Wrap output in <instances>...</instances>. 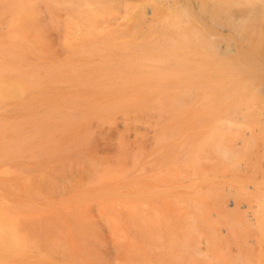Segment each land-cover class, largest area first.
<instances>
[{"label": "bare ground", "instance_id": "1", "mask_svg": "<svg viewBox=\"0 0 264 264\" xmlns=\"http://www.w3.org/2000/svg\"><path fill=\"white\" fill-rule=\"evenodd\" d=\"M124 2L125 0H0V180L16 175L18 178H23L24 186L27 185L29 175L27 176L22 170L12 168L9 166L11 163L8 165L4 163L16 161L27 164V152L32 153V155H34V152L35 154H42L41 145L34 142L32 136H47V131H60L65 126L62 123L60 126L52 123L46 125L45 120H56L57 122L82 117L110 119L117 114L138 117L148 111V108H144L143 105H181L193 101H198V104L205 105L212 111L219 108V105L224 106L223 109L225 110L220 117V123L210 126L204 132V137L210 139L206 144L212 146V148L199 150L198 152L206 153L204 158L210 161H213V156L219 158L217 165L219 170L223 168L234 170L242 166L241 160L248 159L254 172L257 173V178H263L264 160L262 163H258L256 154L251 147L257 143L264 147V0H144L145 4L152 6L146 8L145 11H143V4ZM119 4L124 5L125 13L123 15L125 18L119 19L123 20V25L133 30L128 31L129 39L125 42H116V37L112 31H108L109 33L106 34L107 45L100 48V50H103V54L105 55L106 51L111 50L110 48L112 50L116 48L117 51L115 52L123 56L122 61L107 64L112 66L113 70L96 68L94 65L84 71L86 75L81 79L76 65L68 62L66 66L73 74L65 78L56 67H44L27 60L28 55L41 58L45 51V39L40 26L41 9L55 13L57 10L64 8L72 12V15L64 22V28L67 31L64 41L71 46V42L73 43L75 40L86 42L94 37V23L106 18L108 15H112L115 6H119ZM148 33L150 35L157 34L158 38L145 37V34ZM72 51L74 55L83 56L94 54L99 49L90 46H76L72 48ZM58 82L65 83L70 88L74 87L79 94L86 93L91 96L100 93L109 94L114 97H124L126 100L111 102H79L72 100L62 103L53 99L55 95L52 96L47 93L46 89V85ZM136 97H146L151 98V100L140 101V98L130 100ZM176 113L178 115L185 114L182 110H178ZM27 124L32 125L30 129ZM231 125H235L236 128L232 129ZM239 130L241 133H239ZM149 132L147 133L149 134ZM152 140L146 141V144L150 141L153 143ZM239 147L246 148L239 149ZM72 151L71 153H74ZM142 151L144 154V150ZM130 154L128 153V155ZM154 154L156 153L154 152ZM139 156L141 159V154ZM262 157H264V151ZM129 158L126 159L127 163L132 159ZM136 158L134 163L139 164L140 167L139 169L137 167V170L144 172L143 169H148L147 163L145 164L146 161H143L146 158L141 159L144 163L141 161H138V163ZM147 158L149 157L147 156ZM96 160H92L94 164L97 163L98 160ZM87 162H89V159ZM103 168L101 169L103 170ZM132 169L134 170V167ZM155 169L151 170L156 172ZM98 170L97 168V172ZM95 171L96 169L93 170L91 175ZM137 172V174L135 172V176L140 174L139 171ZM149 172L151 173L150 170ZM107 175H109V172ZM104 176L106 175L104 174ZM195 177L193 176L192 180ZM135 179L132 178L133 181ZM130 181H128L129 185L131 182L134 183ZM184 181L185 177L182 182ZM238 184L239 186H225L221 192L217 191L215 193L214 222L209 223L204 220L202 217V202L199 201L195 202V206L200 217L190 215V226L192 228L182 230V236L174 232L172 238L176 240L177 237H182L184 241L181 244L187 248L191 260L209 257L211 260L204 264H261L256 261L257 254L251 251L244 252L240 248L251 247L249 244L254 241L251 238L252 234H250L253 231L252 229L263 230L261 227L264 228V196H259L262 191L258 184L247 185L243 182ZM107 185L110 186V183ZM131 186L133 187V185ZM165 186L167 185L165 184ZM173 186L175 187L174 184ZM132 187L131 189H134L138 186L135 184L134 188ZM103 188L100 187L98 191L95 190L100 193L105 190V186ZM109 188L113 193V187H106V190L110 192ZM122 188L117 190L119 191ZM151 189H153V186ZM165 189L167 188L165 187ZM86 190L82 189L81 193H85ZM95 190H92V192H96ZM155 190L156 188L153 190L154 193ZM1 191L3 192V189ZM103 191L104 195L108 193L105 194V191ZM147 191L150 193L149 189ZM10 192L14 193L13 191ZM77 192H75L76 195L74 193V195L68 193L67 195L78 197V199H82L86 194L95 197L89 191L84 196ZM141 192L143 193L142 189H140V192L138 190V194ZM116 193L118 194L117 191ZM78 194L82 197L77 196ZM110 194L107 196H111ZM130 194L137 196V193L134 194V192ZM11 195L13 196V194ZM14 195L19 197L16 194ZM131 196L128 199L132 198ZM149 196L148 198H152V196ZM57 197L60 198V196ZM63 197L68 199L64 194ZM23 198L25 199V197ZM59 198H56L58 199L56 203L61 202L62 197L60 200ZM9 199H5L8 201L0 199V264H27V259L32 256L33 252L30 251V244L27 245V235L21 232L19 225V217L27 211V206L20 205L17 207V205H13L14 201L10 202L13 199ZM120 199L122 198H119V201ZM123 199L125 201V198ZM247 199L254 200L256 203L246 202ZM188 200L194 201L193 198ZM34 201L36 200L34 199ZM65 201H70V199ZM49 202L52 203V200ZM179 203H182V201L179 200ZM108 221L110 224H114L115 218L112 216L107 217ZM197 225L206 226V234L200 231ZM113 232L117 234L115 231ZM237 232L239 235L235 234ZM192 233H199L201 239L199 241L204 243L203 247L198 245L199 242L190 244ZM225 234L239 236L234 240L242 246L235 247L238 249H236L233 260L223 262L215 260L218 254L209 249L213 246V244H210L212 242H222L227 246L228 241L225 240ZM173 239L172 241H175ZM175 247L176 245L172 244L170 249ZM202 248H205V251H201ZM36 254L41 256L39 251H36ZM174 258L177 261H174L176 263L173 264L184 263V259L179 253L175 252ZM262 264H264V261Z\"/></svg>", "mask_w": 264, "mask_h": 264}, {"label": "rangeland", "instance_id": "2", "mask_svg": "<svg viewBox=\"0 0 264 264\" xmlns=\"http://www.w3.org/2000/svg\"><path fill=\"white\" fill-rule=\"evenodd\" d=\"M124 3L143 4V11L148 7H152L150 4H145L144 0H125ZM40 12V26L45 39V51L41 58L28 55L27 60L29 62L44 67H56L59 73L65 78L73 74L66 66L68 62H72V64H75L78 68L80 78L83 79L86 75L84 71L94 65L96 68L113 70V67L108 65L115 61L123 60V56L115 52L117 51L116 48L113 50L110 48L111 50L106 51L105 55L102 52L103 50H100V48L107 45L105 38L106 34L109 33L108 31L113 32V35L116 37V42H125L129 39L128 31L133 29L127 28L123 25V20L119 19L125 18L123 16L125 15L123 4L115 6L112 15H108L106 18H102L100 21L94 23V37L91 38L92 40L90 39L86 42L75 40L73 43L71 42V46L64 41L67 35L64 22L72 15V12L64 8L57 10L55 13L45 9H41ZM117 20L118 22H116ZM156 35H150L148 33L145 34V37L151 38L153 36L157 39L158 36ZM76 46H90L98 48L99 51L91 55H74L72 48ZM67 87L65 83L60 82L46 85L47 93L52 96L55 95L53 99L62 103L72 100L79 102H111L126 100L124 97H114L109 94L100 93L95 96L86 93L79 94L74 87ZM132 99H139L140 101L151 100V98L146 97H136L130 100ZM197 102L198 101H193L181 105H143L144 108H148V111L138 117L121 116L117 114L110 119L82 117L73 120H59L57 121L58 123L56 120H45L44 123L46 125L52 123L60 126L62 123V125L65 126H63L60 131H47V136H32V140L41 145L42 154H35L34 152V155H32V153L27 152V164L16 161L4 163L7 165L11 163L9 166L24 171L27 176L29 175L28 177L26 176L28 178L27 185L25 184L26 186H24L22 182L23 178H18L16 175L8 177L5 180H0V199L2 201H8L5 199L10 198L13 199H9L10 202L14 201L13 205H17V207L20 205L27 206V211L23 212L19 217L21 232L27 235V245L30 244V251L33 252L32 256L27 259V264H173L176 263L174 261H177L174 258L175 252L182 256L185 264H189L190 262V264H204L209 262L211 260L209 257L191 260L188 256L187 248L183 247L181 244L184 241L182 237H177L176 240L172 238L174 232L182 236V230L192 228L190 226V215H195L197 218L200 217L196 211L195 202H202V217L204 220L209 223L214 222L215 193L217 191L221 192L225 186H239L238 183L240 182L247 185L258 184V187L262 191H260L261 193H259V196L263 197L264 177L257 178V173L254 172L253 167H251L249 163L250 160L248 161V159L241 160L242 166L234 170H225L224 168L219 170L217 168L219 158L213 156V161H210L204 158L206 153L198 152L199 150L212 148V146L206 144L210 139L204 137V132H206L210 126L220 123V117L225 110L223 109L224 106L219 105V108L212 111L209 110L207 106L198 104ZM178 110H182L185 114L178 115L176 113ZM27 125L29 129L32 126L31 124ZM230 127L232 129L236 128L235 125H231ZM149 128L151 133L149 132ZM155 129L157 131H154ZM147 132H149V134ZM239 133H241L240 130ZM138 136L139 138H137ZM155 137L156 139H154ZM146 139L154 140H152L153 143L150 141V143L146 144V141L149 142ZM132 140L133 142H131ZM154 141H157L156 144ZM244 148L246 147H239V149ZM251 149L254 150L258 163H262L264 160V157H262L264 147L257 143L253 145ZM70 150H73L72 152L74 153H71ZM142 150H144L145 155L142 153ZM154 152L156 154H154ZM128 153L133 155L130 156ZM140 154L141 159L146 158L143 161H146L145 164L147 163L146 166H148V169L144 164L143 166L146 169L144 170L142 168L144 172L146 171L145 173L141 170H137V167L138 169L140 168L139 164L134 163L136 157L139 159L136 158L137 162H142L139 156ZM129 156L132 159H130ZM134 156L135 158L133 159ZM147 156L149 158H147ZM84 157H86L85 159L87 161L89 159V162H87ZM128 158L130 162L127 163ZM95 159H97L98 161H96L99 163H95L96 166L93 167L95 164L92 160ZM244 164L246 165L245 167ZM154 166L155 168L157 166V168L155 169ZM133 167L134 170L132 169ZM97 168L99 170L103 168L104 171L101 169L102 172L98 170V173ZM261 168H263V166H261ZM95 169L96 171L91 175ZM151 169L157 171L153 172ZM134 171L136 174L138 173L137 171H139L140 174L135 176ZM108 172L109 175H107ZM104 174L106 176H104ZM124 174L130 176L127 178ZM90 176L91 178H89ZM193 176H196L195 178L198 179L194 178L192 180ZM131 177L133 179L136 178L135 181H133ZM145 177L146 179H144ZM184 177L185 181L182 182ZM186 178H188V180H186ZM199 178L203 180L201 181ZM128 181L131 182L130 185H133V187L131 186L132 188H134L135 184L138 186L135 187L137 189L136 191L135 188L131 189ZM164 182L167 186H165ZM109 183L110 186L107 185ZM120 184H122L121 187H123L121 189L122 191L117 190L121 188ZM193 184L194 186H192ZM185 185L190 186L186 188L187 186ZM103 186H105V190L106 187H113L114 194L111 193L110 188V192L104 190L105 194L108 192L106 195L102 193L103 190L101 191V189L99 190V192H101L97 193L98 189L100 187L103 188ZM152 186L153 189H151ZM96 187L99 188L97 189ZM165 187L167 189H165ZM176 187L179 188L177 189ZM155 188L157 190H155L156 195L153 191ZM1 189H3V192ZM82 189L84 191L87 189L85 193L89 191L95 197L93 198L90 197L89 194H86L89 198H87L88 196L86 195L85 198V193H81ZM140 189H142L143 193L141 192L138 194V190L140 192ZM148 189L150 193H148ZM38 190L40 191L38 192ZM92 190L96 192H92ZM73 191H78L77 193L79 194L81 193L84 199L71 197L75 194ZM133 192L134 194L137 193V196L130 194ZM26 193L29 195L27 194L26 196ZM67 193L72 195L69 196ZM11 194H13V196ZM14 194L19 197H16ZM63 194L66 195V198L70 199V201L64 202V200L68 199H64ZM79 194L77 196L80 197L81 195ZM109 194L111 196H107ZM149 195L152 196V198ZM57 196H60V198ZM130 196L132 197L130 198L131 200L128 199ZM148 196L150 198H148ZM23 197H25L27 201ZM29 197H34L32 198L33 201ZM55 197L59 198V200L62 197L61 202L56 203L58 199ZM119 198L122 199L119 201ZM123 198H125V201ZM192 198L194 201L188 200H192ZM34 199L36 201H34ZM137 199L139 200L137 201ZM51 200L52 203L49 202ZM179 200H181L182 203H179ZM248 201L252 204L256 203L254 200L247 199L246 202ZM110 216L115 218L114 224H110L109 221L107 222V217ZM221 227L223 228V226ZM261 228L263 230L252 229L253 231L250 232V234H252L251 238L254 239V241L249 244L251 247L240 249L244 252L251 251L257 254L256 261L262 264L264 261V228ZM198 229L206 234V226L200 225ZM235 234L239 235L238 232ZM235 234H225V240L228 241L227 246L222 242L210 243L211 245L213 244V246L209 250L218 254L215 260L226 262L235 258L236 249H238L235 247L242 246V244H237L235 242L234 239L239 237L235 236ZM190 237L192 238L190 241L191 243L189 242L190 244L199 242L198 245L200 247L204 246V243L199 241L201 240L199 233H192ZM172 239L175 241H172ZM172 244L176 245L174 249H170ZM36 251H39L41 256H37ZM201 251H205V248H202ZM184 263L182 262L179 264Z\"/></svg>", "mask_w": 264, "mask_h": 264}]
</instances>
